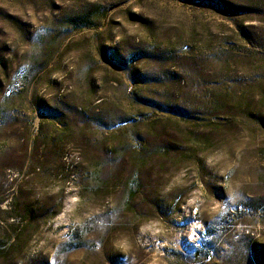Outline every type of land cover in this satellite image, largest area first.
I'll list each match as a JSON object with an SVG mask.
<instances>
[{
  "label": "rangeland",
  "instance_id": "rangeland-1",
  "mask_svg": "<svg viewBox=\"0 0 264 264\" xmlns=\"http://www.w3.org/2000/svg\"><path fill=\"white\" fill-rule=\"evenodd\" d=\"M0 264H264V0H0Z\"/></svg>",
  "mask_w": 264,
  "mask_h": 264
}]
</instances>
